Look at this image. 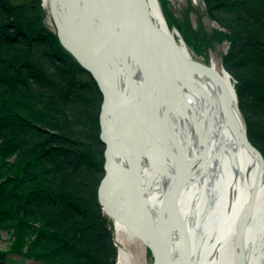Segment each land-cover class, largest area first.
<instances>
[{
    "label": "bare ground",
    "instance_id": "bare-ground-1",
    "mask_svg": "<svg viewBox=\"0 0 264 264\" xmlns=\"http://www.w3.org/2000/svg\"><path fill=\"white\" fill-rule=\"evenodd\" d=\"M56 1L71 45L78 49L79 44L85 58L116 22L114 13L124 9L129 10L126 19L147 16L175 43L129 21L116 31L100 68L112 93L106 127L130 135L137 123L142 151L150 157L151 167L143 168L142 161L140 168L142 214L170 253L167 263L264 264V160L246 143L229 74L216 63L194 60L170 28L162 0H130L128 8L125 0ZM120 106L124 112L118 120ZM122 141L117 139L119 145ZM126 154L130 158L114 154L109 159L110 176L98 195L119 235L147 241L136 215L141 214L134 201L136 167L131 152ZM180 177L185 185L175 203L168 198ZM121 257L130 264L126 251Z\"/></svg>",
    "mask_w": 264,
    "mask_h": 264
},
{
    "label": "trees",
    "instance_id": "trees-1",
    "mask_svg": "<svg viewBox=\"0 0 264 264\" xmlns=\"http://www.w3.org/2000/svg\"><path fill=\"white\" fill-rule=\"evenodd\" d=\"M201 1L225 27L217 32L218 40L231 41L224 62L238 80L248 128L255 123L264 127L253 118L256 113L264 117V110L250 108L256 92L247 88V74L264 78L263 55L251 58V51L264 53V0ZM41 2L0 0V228L9 236L0 259L12 263L15 259L7 257L12 255L37 264H116L113 222L98 196L104 175L98 109L91 114L86 106L90 100L100 102L102 95L90 71L47 26L49 14ZM23 13L28 22L12 31ZM241 55L250 58L252 67L238 65ZM257 83L264 92V81ZM90 91L94 95L87 97ZM38 124L60 133L45 138L35 132ZM45 140L64 146L60 156L46 152Z\"/></svg>",
    "mask_w": 264,
    "mask_h": 264
},
{
    "label": "rangeland",
    "instance_id": "rangeland-1",
    "mask_svg": "<svg viewBox=\"0 0 264 264\" xmlns=\"http://www.w3.org/2000/svg\"><path fill=\"white\" fill-rule=\"evenodd\" d=\"M42 8L46 9L47 11V15L49 14L48 19L46 20V24L47 26L54 32H57V28L55 25V21L53 18V15L51 13V9H50V4H49V0H42ZM225 2L220 3L219 6L221 8H219L220 13H223L221 11H223L226 7ZM162 11L165 13H163L168 21H169V25L170 28L172 29L173 32H175L177 39L179 42H186V46L188 47V49L191 51L194 60H196L198 63H203L206 65H210L212 66L214 63H216L218 65V69L219 71L222 72H226L227 74H229V76L231 77V80L233 82V84L235 85V88L237 89V84H238V80L236 79V77L232 74V72L227 68L226 63L224 62V56L228 53L230 47H231V41L229 38H224L222 40H218L217 38V32L220 31H224L225 27L224 25L220 22L217 21V19H215L214 17H212L209 14L208 11V6L202 2L201 0H163L162 2ZM223 9V10H222ZM226 10H230V13H233L232 8H227ZM218 10H216V14H217ZM229 17H231V15H229ZM28 19V15L26 13L22 14V20L20 24H12L11 26L13 27L12 31H16L17 27L21 28L22 25L24 23H27ZM13 22H15L13 20ZM30 26V24H28ZM32 27V26H30ZM25 32V29H24ZM188 38H186V35ZM189 39V40H187ZM262 40L264 38H261ZM61 42V41H60ZM62 44V42H61ZM63 45V44H62ZM63 47H65L63 45ZM51 49H53V46L50 44ZM66 48V47H65ZM67 49V48H66ZM57 51V50H56ZM70 52V51H69ZM251 58L253 60H255L256 53L258 56L263 55L262 58L264 57V53L263 50L261 51H256L255 53H253V51H251ZM238 54V53H237ZM255 57V58H253ZM77 59V58H76ZM249 57H247L246 55H241L240 60L237 62L238 65L240 66H250L252 67L251 63L249 62ZM238 60V58H237ZM242 69V68H241ZM249 70V69H247ZM77 78V76H75ZM248 77V83H247V88H249L250 92L252 93L253 91L256 92L255 94H251L250 98H249V102L251 107L250 108H255L256 107H260L261 110H264V104H259V100L258 97L262 98V100H264V92L263 90L261 91L260 88H257V86H255V84L258 81H264L263 79H257V77H255L254 75H249L247 74ZM75 78V79H76ZM74 79V80H75ZM73 80V81H74ZM77 80V79H76ZM258 84V83H257ZM86 91H88V89H86ZM237 91V90H236ZM101 92V90H100ZM238 94V91H237ZM94 95L93 92H88L87 93V97H90ZM101 100L100 102H93L94 100H90V102H88L86 104L87 107L90 108L91 110V114H95L96 109H98V116H99V137L100 140L102 142V144L105 145V142L102 139L101 136V132H102V127H101V122H100V115H101V111H102V103L104 100V96L101 92ZM240 98H239V94H238V103H239V107H240V111L242 113L243 119L245 121V126H246V140H248L257 150H259L261 152L262 158L264 160V127L256 124L255 126L249 130L248 128V123L246 121L245 115L241 109L240 106ZM100 104V106H99ZM260 105V106H259ZM98 106V107H97ZM258 114V118L257 115L253 116V118H256L257 122L259 123H264V117L263 114ZM38 128L35 129V132L38 134H42L44 133L45 138L46 135L50 134V136H54L57 135L58 133H60L59 130L56 129H52L50 126L47 125H37ZM35 128V127H34ZM93 129V128H92ZM89 131V129H88ZM97 135V132H96ZM257 141V146L254 141ZM98 142V141H96ZM46 145L44 146V149L46 150V152H49L51 155L54 153L60 154L62 153V149L64 148V146H61L58 143H53L50 142L49 140H45ZM106 146V145H105ZM67 149H69V146H65ZM71 148V147H70ZM58 150V151H57ZM263 151V152H262ZM98 152H96L97 155ZM100 157V156H98ZM105 162H106V157H105V153H104V165H103V169H104V175L102 176V179L105 177L106 175V170H105ZM151 167V163L150 161L146 158L143 160V168H148ZM98 172H97V176H98ZM96 176V178H97ZM101 179V181H102ZM97 180V179H96ZM101 181L99 182L98 185V192H99V188L101 185ZM172 193V192H171ZM99 196V195H98ZM100 204L102 206V210L103 212L110 218V220H112L113 224H112V230H113V234H114V245L116 247L117 250V259H116V264H128L126 263L123 258L121 257V251L124 250L126 251L129 256H130V264H155V256L153 251L151 250V248L147 245V243L142 240L141 238H136L134 240H132L131 238H129L127 235L125 234H121L119 235L116 228H115V224H116V220L107 213L106 209H105V204L102 202L100 196ZM170 201H171V196H169ZM9 244V236H8V230L4 229V228H0V247L2 249H5L7 247V245ZM8 258L10 257L11 259H15L14 262H10V261H2L0 259V264H37L32 260H24V259H20L18 260L17 258H14L12 255H8ZM86 260H89L86 259ZM96 260V257H95ZM12 261V260H11ZM85 261V260H84Z\"/></svg>",
    "mask_w": 264,
    "mask_h": 264
},
{
    "label": "water",
    "instance_id": "water-1",
    "mask_svg": "<svg viewBox=\"0 0 264 264\" xmlns=\"http://www.w3.org/2000/svg\"><path fill=\"white\" fill-rule=\"evenodd\" d=\"M125 2H126V7L127 8L130 7V0H125ZM49 4H50L51 13H52L54 21H55V25L57 28L58 37H59L60 41L77 58V60L86 69H88L90 71V73L92 74V76L96 80V83H97L99 89L101 90V92L104 96V100L102 103V111H101L100 117H101V127H102L101 136H102V139L106 145V149H105L106 175L101 181V185L99 188V195L101 196V194H102V185L104 184V182L107 181V179L110 176V174H109L110 173L109 159H111L112 155H114V154H119L120 156H123L125 158H130V156L128 157V155L126 154V151L131 152V154H132L131 157L133 158V161H134V164L136 167V175H137V177L135 179L137 182V190L135 192V196H134L135 200L134 201H135V205H138V204L141 205V214L138 213V211H137L136 215H137V220L140 223V227L142 228V233H143V235L147 241H145L143 238H141V239L144 240L147 243V245L153 250V253L155 256V264H169L167 262H168V258H170V256H169L170 253L168 252L165 245L163 244V242L161 240L162 238L160 237V235L156 231V229L148 221H146L144 219V217H145V215H143L144 213L142 214V210L145 209V207H144L145 198H144V195L142 192V187H141V185H142V174H141L140 168L142 166V161L144 159L147 158L150 161V163H151V160H150V157L147 154H144V152L142 151L143 142H141V140H139L140 129H138L137 123H134L132 125L133 132L130 135H131V137L136 138V139H132V138H130V135L128 133H122L117 129H110L109 127H106V124L104 121L105 108H106L107 104L110 103L109 101L112 97V93L110 92V90L107 87V83H106L107 79L104 78V76H103L104 74L100 75V68H101V66H103L104 60L106 59L108 53L113 48L112 42H113V39L115 37L114 35H115L116 31L118 29H122L128 25L127 22H129L130 19L129 20L126 19V16H128L126 14L128 13L129 10L124 9V12L116 13V14L114 13V17H115L116 22L113 24V26L111 25V27L107 31V34L103 37L102 41H100V43H98L96 50L91 55V57L85 58L84 57L85 53H83L79 44L77 47L78 49H76V47L71 45L73 40L69 36V34H67L65 32V28L63 27V24L58 19V16H57L58 3H57V1L56 0H49ZM130 22L131 23L133 22L132 26L138 30H140V29L142 30L144 28L149 29L152 32L159 34L161 37H163L167 41H170V39H171L167 33H165L162 29H160L158 26H156L151 21V19L147 16H145L141 19L135 18L134 20H132ZM171 41H172V39H171ZM148 61L150 62V64H152L151 59L150 60L148 59ZM118 109H120V113H118V120H119L123 116L124 111L122 110L121 106ZM118 138L123 140L120 145L118 144L120 142H117ZM246 143L252 150L256 151L257 153H259L261 155L259 150H257L248 140H246ZM119 168H120V170H122L121 166ZM120 172L122 173V178L124 180L125 176H126V171L122 170ZM184 185H185V182L182 179V177H180V181L172 193V197H171L172 202L177 203L178 198L182 193V189H183ZM175 207H176V204H175Z\"/></svg>",
    "mask_w": 264,
    "mask_h": 264
}]
</instances>
